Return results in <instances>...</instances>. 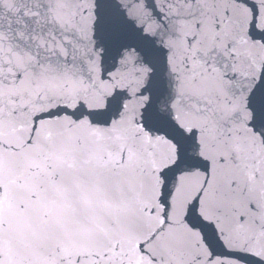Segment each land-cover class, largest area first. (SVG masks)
Wrapping results in <instances>:
<instances>
[{
  "label": "snow or ice",
  "instance_id": "obj_1",
  "mask_svg": "<svg viewBox=\"0 0 264 264\" xmlns=\"http://www.w3.org/2000/svg\"><path fill=\"white\" fill-rule=\"evenodd\" d=\"M0 264H264V0H0Z\"/></svg>",
  "mask_w": 264,
  "mask_h": 264
}]
</instances>
